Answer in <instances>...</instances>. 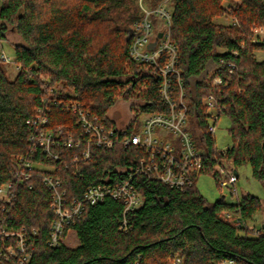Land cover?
I'll return each mask as SVG.
<instances>
[{"label":"trees","instance_id":"trees-1","mask_svg":"<svg viewBox=\"0 0 264 264\" xmlns=\"http://www.w3.org/2000/svg\"><path fill=\"white\" fill-rule=\"evenodd\" d=\"M137 1L0 2V42L6 40L8 26L23 39L15 46L14 80L0 64V185L13 183L17 192V200L2 216L13 230L38 231L32 264H167L173 252H181L186 264L227 260L264 264L263 226L257 236L248 228L264 212V200L246 194L235 203L224 197L210 203L197 187L202 174L216 179L211 167L218 149L207 129L208 108L203 103L213 94L220 117L230 120L232 143L226 159L236 170L250 165L264 188V58L257 56L264 53V40L255 35L264 28V0H170L171 40L179 51L177 71L186 93L190 129L193 123L194 139L205 148L207 168L185 191L136 175L132 183L144 202L126 215L127 231L121 229L123 202L106 199L87 205L81 218L66 227L65 236L69 230L76 232L77 248L48 245L54 220L51 192L36 174L62 181L69 200L81 199L88 187L106 180L127 179L148 155L119 142L121 129L110 119L111 109L119 102H131L133 118L126 126L130 133L137 131L142 115L169 112L160 95L158 69L134 61L130 54L133 40L128 37L143 17ZM162 1L146 0V4L155 8ZM223 17H232L231 23H218ZM229 62L237 66L233 76L228 75ZM217 76L223 78V85L213 83ZM171 80L178 101L177 75ZM73 101L96 116L100 125L117 132L115 147H93L89 162L72 163L75 152L67 148L62 149L60 161L47 159L39 148L31 156L29 138L35 127L27 121L41 108H50L48 129L79 134L77 114L64 110ZM60 149L55 151L61 153ZM22 157L33 163L34 175L18 182ZM227 213L237 219H227Z\"/></svg>","mask_w":264,"mask_h":264},{"label":"built area","instance_id":"built-area-1","mask_svg":"<svg viewBox=\"0 0 264 264\" xmlns=\"http://www.w3.org/2000/svg\"><path fill=\"white\" fill-rule=\"evenodd\" d=\"M170 0H163L155 9L144 8V17L135 24L131 33L133 40L130 54L138 63L153 64L158 69L162 78L160 95L162 100L169 106V112L162 114H144L140 118L142 126L140 132L130 133L128 129L119 128L121 140H117L114 129H106L98 123V118L87 111L80 103L73 101L64 105V110L73 111L77 114L80 132L77 136L65 135L64 128L58 131L47 128L49 119L47 114L49 107L41 108L37 114L27 121L28 125L35 127L30 135L33 148L30 155H34L36 148L42 150L49 160L60 161L63 157V148L75 152L72 163L89 162L92 159L93 147L112 149L119 141L124 148L134 147L148 155L140 160L139 167L134 174H129L127 179L106 180L95 186L88 187L81 199L69 200L67 190L62 181L48 174H36L51 192V210L54 220L51 224L48 245L57 248L65 245L64 240L66 227L75 224L81 218L87 205L95 206L103 203L106 199L121 201L124 204V220L121 229L128 230L126 215L134 212L143 205V198L132 183L136 175H144L148 179L161 182L171 188L185 191L192 187L194 179L203 169L207 168L205 148L201 150L195 143L194 136L190 132V120L188 107L184 102L186 96L184 85L177 71L179 60L178 48L171 40L172 15L169 6ZM162 27L155 32V26ZM162 33V37L159 35ZM155 39L150 40V36ZM259 36V31H255ZM157 39V41H156ZM238 56V51H233ZM3 61H10L3 56ZM224 63L223 60H221ZM237 66L233 62L227 63L228 75L233 76ZM177 75L179 88L178 101L174 98L171 75ZM213 83L223 85V78L217 76ZM204 105L208 108L207 129L215 136L217 125L221 119L218 102L211 94L204 99ZM63 105V104H61ZM224 109V108H223ZM198 133V130H197ZM61 148V149H60ZM229 148V147H228ZM218 150V156L214 158L211 167L216 176L220 188H227L232 195H237L236 184L239 174L233 163L226 159V151ZM61 150V153L55 150ZM30 158V157H29ZM20 168L16 176L18 182L29 181L33 174L34 165L28 158H20ZM44 168H41L43 171ZM125 172L124 170H118ZM32 189V185H30ZM238 197V196H237ZM17 200V192L13 183L0 185V261L15 259L16 264H32L37 230H13L8 227L7 219L3 214ZM227 219H237L233 215L225 214ZM248 228L252 235L260 233V226ZM167 264H186V258L181 252H173L167 260ZM222 264H237L233 260L223 261Z\"/></svg>","mask_w":264,"mask_h":264},{"label":"rangeland","instance_id":"rangeland-1","mask_svg":"<svg viewBox=\"0 0 264 264\" xmlns=\"http://www.w3.org/2000/svg\"><path fill=\"white\" fill-rule=\"evenodd\" d=\"M2 0H0L1 2ZM139 8L143 14L145 15L143 7L148 8L149 10H153L155 8H150L146 4V0H138ZM142 17V18H143ZM141 18V19H142ZM232 21V17H223L218 20V23H223L229 25ZM2 23V22H0ZM9 30L6 33V40L4 42H0V60H3V56H6L8 62L1 61L0 64L7 72L8 78L10 80H14L17 75L18 68L13 62L15 56V46L23 43L22 37L18 34L17 30L11 26H8ZM161 24H157L155 26V32H157ZM259 31V39L264 40V28L258 29ZM155 39V35L150 36V40ZM257 56L259 60L264 58L263 52H257ZM131 102H119L115 107H113L109 113V117L113 120L118 128H125L127 124L132 120V112L130 111ZM142 126V120L139 118L136 128V132H140ZM230 128V120L227 117H221L215 133L216 138V146L218 150H224L231 146L232 140L229 136L228 129ZM191 134L196 135V128L193 123H191ZM199 141L195 140L197 147L201 150V143L198 145ZM237 172L239 174V180L236 184V188L238 194L232 195L231 191L227 188H220L216 179L212 174H202L198 178L197 187L200 193L207 199L210 203H215L217 200L221 198H225L227 203H235L238 199L242 198L246 194H250L252 196L258 197L261 200H264V188L262 184L253 177L252 168L250 165H244L237 168ZM238 196V197H237ZM264 225V212L258 213L256 215L255 221L250 222L249 226H260ZM64 243L67 247L77 248L80 245L77 234L74 230H69Z\"/></svg>","mask_w":264,"mask_h":264},{"label":"water","instance_id":"water-1","mask_svg":"<svg viewBox=\"0 0 264 264\" xmlns=\"http://www.w3.org/2000/svg\"><path fill=\"white\" fill-rule=\"evenodd\" d=\"M159 37H160V38L162 37V33L159 35ZM128 40H131V34H130V36L128 37ZM156 41H157V39H156ZM263 229H264V225H263Z\"/></svg>","mask_w":264,"mask_h":264}]
</instances>
